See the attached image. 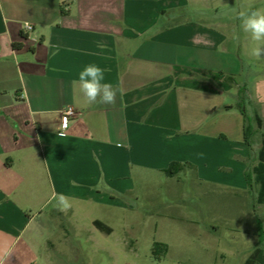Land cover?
Instances as JSON below:
<instances>
[{"label":"crops","instance_id":"0c3cea01","mask_svg":"<svg viewBox=\"0 0 264 264\" xmlns=\"http://www.w3.org/2000/svg\"><path fill=\"white\" fill-rule=\"evenodd\" d=\"M257 8L264 0H0V264H53L46 230L63 226L42 216L65 213L55 195L71 215L132 208L182 182L164 172L172 162L194 166L201 196L232 199L227 225L251 230L264 205L244 173L264 139V56L236 14ZM90 63L122 89L115 104L84 106L73 81Z\"/></svg>","mask_w":264,"mask_h":264},{"label":"rangeland","instance_id":"374dc122","mask_svg":"<svg viewBox=\"0 0 264 264\" xmlns=\"http://www.w3.org/2000/svg\"><path fill=\"white\" fill-rule=\"evenodd\" d=\"M188 172L178 174L182 182L171 194L170 184H158L152 194L142 193L129 203L132 208L117 212L98 208L87 215L86 207L80 205L71 215L57 214L53 206L45 208L42 217H54L63 226L46 230L47 253L53 264H243L255 248L264 250V233L259 236L256 223L248 231L227 225L232 199L227 194L201 196L190 185ZM208 204L215 210L208 212ZM164 216L169 227L161 226ZM93 218L113 226L110 233L92 225ZM256 219L264 232V206L257 209ZM119 222L127 226L120 227ZM190 222L193 227H187ZM154 241L167 245L165 256L152 255Z\"/></svg>","mask_w":264,"mask_h":264},{"label":"clouds","instance_id":"9594fccd","mask_svg":"<svg viewBox=\"0 0 264 264\" xmlns=\"http://www.w3.org/2000/svg\"><path fill=\"white\" fill-rule=\"evenodd\" d=\"M236 15L240 21V30L249 34L254 42L250 54L257 59L261 58L264 56V8L241 10ZM233 39H239V34L234 33ZM73 85L78 87L85 107L95 103L115 104L118 92L122 94L118 85L106 81L105 69L94 63L80 70ZM54 199L58 210L67 212L71 209L70 199L64 194H57Z\"/></svg>","mask_w":264,"mask_h":264},{"label":"trees","instance_id":"16d2710c","mask_svg":"<svg viewBox=\"0 0 264 264\" xmlns=\"http://www.w3.org/2000/svg\"><path fill=\"white\" fill-rule=\"evenodd\" d=\"M239 101L237 103V107L243 115V118H246L245 110H244V89H239L238 92ZM256 126L264 130V121L260 119L257 115L254 117ZM257 162L256 164L247 169L244 173L245 181L248 187L249 192L252 188H255V203L258 205H264V139L261 141L260 148L257 152ZM194 171L195 168L193 165L189 163H179L172 162L169 166L164 170L167 175L173 176L178 175L184 171ZM257 225V233L259 236H263V228L258 219L255 220ZM93 225L106 233H110V228L106 227L100 221H94ZM151 253L155 258H160L166 255L167 253V245L161 242L154 241L151 248ZM243 264H264V250L263 248L257 247L254 251L248 256L246 261Z\"/></svg>","mask_w":264,"mask_h":264},{"label":"built area","instance_id":"2783aa9c","mask_svg":"<svg viewBox=\"0 0 264 264\" xmlns=\"http://www.w3.org/2000/svg\"><path fill=\"white\" fill-rule=\"evenodd\" d=\"M24 29L26 31L33 30V26L30 23H24ZM75 115V111L72 107H66L59 111V123L61 129H65L68 124L69 118L73 117Z\"/></svg>","mask_w":264,"mask_h":264}]
</instances>
